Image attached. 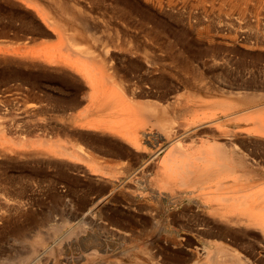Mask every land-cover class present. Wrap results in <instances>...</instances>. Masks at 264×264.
Listing matches in <instances>:
<instances>
[{"label":"rangeland","instance_id":"obj_1","mask_svg":"<svg viewBox=\"0 0 264 264\" xmlns=\"http://www.w3.org/2000/svg\"><path fill=\"white\" fill-rule=\"evenodd\" d=\"M176 99L188 107L180 129L233 110L254 116L264 105V0H0V264H147L139 243L155 252L153 263L203 264L208 244H226L208 238L216 223L189 200L211 193L210 182L165 186L158 173L173 143L161 148L164 123L152 127L138 112ZM200 101L215 104L197 114ZM131 108L146 133L140 148L110 130L112 112ZM236 119L227 125L241 133L236 142L255 138L246 133L254 120ZM251 235L233 252L242 257L253 244L249 263L264 264ZM163 259L156 264H170Z\"/></svg>","mask_w":264,"mask_h":264},{"label":"bare ground","instance_id":"obj_2","mask_svg":"<svg viewBox=\"0 0 264 264\" xmlns=\"http://www.w3.org/2000/svg\"><path fill=\"white\" fill-rule=\"evenodd\" d=\"M108 77H109V79H107ZM163 77H164V75H163ZM111 78H112V76H111ZM111 78H110V76L106 77V79L109 81ZM155 78H157V77H155ZM162 79H164L165 81L167 80L165 78H162ZM162 79H160V80H162ZM155 80L157 81V79H155ZM193 80H194V78H193ZM157 84H158V82H157ZM159 84L161 86L160 82H159ZM160 86H159V88H162L165 85L161 86V87ZM189 87L192 88L193 86L191 85ZM195 87L196 86H194V88ZM203 89L205 90V88H203ZM105 90H106V87H105ZM196 90H198V89H196ZM168 92H172V90L171 91L168 90ZM98 93H100V92L98 91ZM123 93L126 96H128L125 93V91ZM124 94H123V96H124ZM143 94L145 95V92H143ZM194 94H191V98ZM139 95L137 98H139ZM164 95H166V94H164ZM179 95L180 94H178V96ZM186 95H187V93H186ZM126 96H124V97H126ZM135 96H137V95L135 94ZM167 96H165V97H167ZM141 97H143V96H141ZM169 97H171V96H169ZM101 98H102V96H101ZM173 98H174V95H173ZM133 99H135V98H133ZM133 99H132V102L134 103ZM123 101L126 104L128 103V99L127 100L123 99ZM178 101L179 100L176 99L175 104H170V106L167 105V107H162V106H159L158 104H157L158 106H156L155 105L156 103H154V104L152 103V107H151L152 110L149 107V106H151V103H150V105H148V107L145 106L146 103L149 104L148 101H143V102L137 103L139 105L140 103L144 104L146 102L144 105H140V106H142L141 108H143V106H145L144 107L145 109L140 110V112H138L141 115V114H143L141 111H143V112L145 110L147 111V112L145 111L146 114H144L145 119L147 118L146 119L147 121L143 118L144 116L142 117L143 121L145 120L147 123L149 120H151L149 122H150V125L152 127H155V125L158 126L159 124L164 123L163 125L165 126V128L163 130H160V131H162V133L164 131L166 139H167L165 141H167V144L163 145L161 148L167 149L169 147V145L173 143V146L171 147L172 149L169 151V153L170 152H172L173 154L178 153L177 156H180V157H182L186 154H190L192 156L191 157L192 160H190V162H187L189 159V158H187V156H189V155H187L186 156V158H187L186 162L187 163L186 162L181 163V161H179V159L176 160L175 158H173L174 155H172L173 157H170L172 154V153H170V156L167 157V155H166L167 159H164L162 161V165H161V168L158 169L159 170L158 173H159V175H161L160 176L161 179L164 180L163 182L165 183V186L166 185L172 186V185H175L177 182L182 185V184L188 183L189 181H192V180H193V182H196L197 184H202V183L207 182V181L210 182V184H209L210 186L208 185L209 186L208 190L212 189L211 193L209 190L208 193H204V194H202V196L201 195H199V196L195 195L193 197L191 196L192 200H191V197L189 200L194 202L195 205H197V207L203 209L209 215V218L213 219V221L216 223L215 229L213 226H212L213 229L211 228V230H213V231H209L210 229H207L208 231L205 230L207 232V234L209 235L208 238H210V239L213 238L214 241L219 240V242L225 241L227 238H229V240L226 241V244L223 242L222 244H224V245H221L218 247L216 246L217 248L214 246V250H213V248L211 249V246H208L209 242H206L205 244L206 245L208 244L207 250H211V252H208V256L206 255L207 259L203 264H250L248 257H250L251 252L254 251L253 244H252V246H251V244L244 246V247H246L247 250H245L244 256H242V257L240 255H237V253L235 254L233 252V249L236 246V244L237 245L239 244V241H241L243 237L249 236L251 234L260 238L259 241L257 240V242L259 243L258 244L259 249H260V247H261V249L264 248V169H263L264 168V105H262L264 103L260 104L262 106H260L261 108L258 109L259 111L258 110L256 111V109L259 107L258 105H257V107H255L256 109L253 108V109H255L254 112L256 111L254 116H253V110L252 109H251L252 110L251 112H248L247 110H245L248 113H252L251 115H247L248 113L245 112L244 110H243V112L233 110V111L223 115V117L211 118V119H207L205 121L195 120L191 123L186 124L183 129H180V128L175 126L177 123L176 119L181 115V111L182 110H184V111L188 110V107L183 106V108H181V103ZM133 103H130V107H131V104L134 105ZM213 104H215V103L214 102H208V101H204V102L200 101L197 104H194L192 106V109H193V111H195L198 114L197 111H199V110H195L196 108H200L203 106H213ZM153 105H155L154 108H153ZM134 106L136 107V105H134ZM116 109L119 110L120 108L116 107ZM148 111H149L150 117H149V115L146 116L148 114ZM241 113L244 116H242ZM244 113H247V114L245 115ZM200 114H202V113H200ZM86 115H84V116H86ZM112 115H114V117H116L117 120H116V123L113 121L115 125L110 127V130L116 134H120V135H124V136H128V135L132 136L134 146L137 148H140L139 142L142 139L141 136L146 135V133L142 132L139 128H137L138 126L136 127L135 125L132 124L133 118L135 115V111L131 108L128 112H126L124 114H121L120 112H112ZM98 116H95V117H98ZM237 116L240 118H237ZM246 116L247 117L249 116L248 120H249V118L251 120H254L253 124L249 120L252 125L250 124L251 127L250 126H249V128L247 127L248 129H246V133H249V135L250 134L254 135L255 138L250 137L249 139H247L245 141L243 140L244 143L243 142L239 143L240 139H239V142H236V137H237V135H239L241 133H237L236 131L230 129V127H228L227 125L231 126L232 124H230V122H232V120L235 121L236 118H237L236 119L237 121H238V119H240L239 121H241V120L246 121V119H247ZM196 117L197 116H195L193 118L197 119L198 117L197 118ZM242 117L244 119H242ZM137 118H139V117H137ZM109 120H106V121L107 122L112 121V119L110 121ZM189 120H191V119H189ZM106 121H105V123H107ZM144 125L146 126V124H144ZM238 125L239 124L237 123V126ZM104 126H106V125H104ZM140 126L141 125H139V127ZM202 127H204L205 129L209 128L211 131L206 133L204 137L202 136V138H204V140L202 138L200 140H197L195 138L196 139L195 140L193 137L196 136L197 134L198 135L201 134L199 132L197 133V130L202 128ZM243 127H245V126H243ZM161 128H163V126L162 127L160 126V129ZM149 129L151 130L153 128L150 127V128H148V130ZM205 129H204V131H205ZM157 130H159V128H157ZM145 131L147 132V129ZM150 132H153V131L151 130ZM200 132H201V130H200ZM202 133L204 134L203 131H202ZM150 134H152V133H150ZM183 135L188 136L189 139H191L189 141V139H187V137H186L187 141H189L191 144H189V145L188 144H181L182 141L180 139L182 138L181 136H183ZM199 136H198V138H199ZM151 137H153V136H151ZM151 137H149V140ZM240 137H242V136H240ZM157 138L159 139L158 136H157ZM162 138L163 137H161V139ZM244 139H246V138H244ZM174 142L176 144H174ZM103 143H105V142L103 141ZM149 143H151V141ZM106 144H107V142H106ZM164 144H165V142H164ZM116 145H118V144L116 143ZM154 145H155V143H154ZM74 146H76V144H74ZM76 147H77L76 149H78L79 151L84 152L83 150H81V148H82L81 146L78 145ZM78 147H80V148H78ZM158 147L160 148V145ZM249 147H250V149H248ZM98 148H99V146H98ZM98 148H97V150H98ZM110 148L111 147H109V149ZM113 148L116 149L114 146H113ZM65 149H63V150L66 151L67 149L66 150ZM76 149H74V150H76ZM158 149H154V150L157 151ZM174 149H176V150H174ZM246 149H248V150H246ZM172 150L175 152H173ZM73 151L71 153H73ZM99 151H102V150L99 149ZM119 151H121V149ZM56 152H58V151H56ZM60 152H62V151H60ZM66 152H68V151H66ZM75 152H77V151H75ZM68 153H70V152H68ZM109 153H110V155L114 154V153L111 154V152H109ZM169 153H168V155H169ZM76 154L78 155L79 152ZM106 154H108V153H106ZM155 154H157V153H155ZM155 154H153V152H152V156L156 157ZM68 155H72V154H68ZM74 157H76V156L74 155ZM79 157H80V155H79ZM146 163H147V161H146ZM146 163L144 162V164H146ZM101 167H104V166L102 165ZM110 167H112V166H110ZM113 169H114V167H113ZM189 179H191V180H189ZM163 182H161V183H163ZM179 184H177V185H179ZM204 186L205 185H203L202 187H204ZM205 187H207V186H205ZM164 189H166V188H164ZM213 190H214V192H213ZM175 195H178V194H175ZM175 195H172V197ZM169 198H171V197H169ZM172 203L175 204L177 202L174 200V202H172ZM186 203H184V204H186ZM178 204H180V203H178ZM186 208H187V206H186ZM186 208H184V210H186V212H188V210ZM181 209H183V207ZM192 210H191V212H192ZM201 225H202V223H201ZM202 226H204V225H202ZM206 226H207V224H206ZM204 229H202V230H204ZM170 232H172V231H170ZM203 235H204V233H203ZM205 236H206V234H205ZM244 240L245 239H243V241H241V242L242 243L245 242L244 244H248ZM242 243L240 244V248L242 246ZM37 244H40V243L37 242ZM211 244L214 245L215 242H214V244L213 243H211ZM171 246L169 245V247H171ZM254 246H256V245H254ZM237 247H239V246H237ZM150 248H148L144 244H140V243L137 244V248H136L137 250L135 252L137 259H141L142 261H146L147 264H148V262L150 264H152L153 260L155 258V256H154L155 252L152 254V252H150V251H152ZM157 248H158V246H157ZM148 249H150V251ZM160 250H161V248H160ZM243 250H244V248H243ZM157 251L159 252L158 249H157ZM174 251H176V250H173V252ZM179 251H181V250H179ZM158 252L155 254V255L158 254L157 258L160 256ZM163 252L161 253V251H160L161 254H163ZM164 255H166V253H164ZM195 255H198V254H195ZM257 255H258L257 256V258H258L259 253H257ZM176 256H177V254H176ZM164 257H165L164 259L168 258L167 256H164ZM174 258L175 257H172L171 259L173 260ZM177 258H179V255ZM191 258H193L192 255L190 257V260H191ZM197 258H199V257H197ZM161 259H163L162 256L158 261H156L157 259H155V262L153 264H156V262L159 263V261L161 262L162 261ZM252 259H253V257H252ZM167 260H169V259H167ZM167 260H165V261H167ZM188 260H189V258H188ZM193 260H195V258ZM27 261H28L27 259L23 258V259L19 260V263L8 261V264H25ZM170 261L171 260H169L168 262H170ZM178 261L180 264V261L182 262L183 260H178ZM186 261H187V259L185 260V262ZM140 262L141 261H139V263ZM171 262H170V264H171ZM191 262H192V260H191ZM251 262L254 263L253 261H251ZM136 263H137V260H136ZM142 263H144V262H141L140 264H142ZM160 264H162V263H160ZM167 264H169V263H167ZM191 264H193V263H191Z\"/></svg>","mask_w":264,"mask_h":264}]
</instances>
